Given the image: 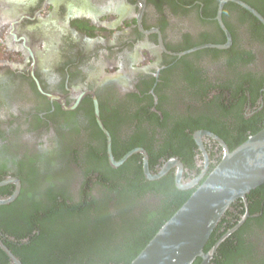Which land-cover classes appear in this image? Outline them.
<instances>
[{"label": "flooded vegetation", "instance_id": "flooded-vegetation-1", "mask_svg": "<svg viewBox=\"0 0 264 264\" xmlns=\"http://www.w3.org/2000/svg\"><path fill=\"white\" fill-rule=\"evenodd\" d=\"M263 125L264 22L237 0H0V264L71 222L74 190L154 231ZM40 161L46 187L19 172ZM261 188L221 216L208 264H264Z\"/></svg>", "mask_w": 264, "mask_h": 264}, {"label": "water", "instance_id": "water-1", "mask_svg": "<svg viewBox=\"0 0 264 264\" xmlns=\"http://www.w3.org/2000/svg\"><path fill=\"white\" fill-rule=\"evenodd\" d=\"M237 1L264 22L257 10L240 0ZM44 53L46 54L45 51ZM33 68L34 65L31 66L32 72ZM200 134L203 135V132ZM174 164L175 160L168 162V166ZM181 175L179 171L177 184L185 188L187 185L179 182ZM9 181L18 182L16 178L4 180ZM262 184L264 125L234 150L228 151L225 147L223 159L214 166L195 192L159 227L129 264H192L198 257L202 258L201 264H208L219 242L207 251H204V247L221 216L238 198H243L246 202V195ZM8 200L10 198L3 201ZM5 250L14 263L21 264L7 248Z\"/></svg>", "mask_w": 264, "mask_h": 264}, {"label": "trees", "instance_id": "trees-1", "mask_svg": "<svg viewBox=\"0 0 264 264\" xmlns=\"http://www.w3.org/2000/svg\"><path fill=\"white\" fill-rule=\"evenodd\" d=\"M19 166V172L24 175L23 179L31 185L37 183L35 173L39 174L38 182L45 187L57 178L56 169L54 166L50 167L47 161L32 165L28 172L21 168V163ZM261 186L263 189L264 184ZM74 191V203L79 210L72 211L71 222L63 223L58 227V231L50 233L47 237L36 239L30 255H22L21 251L17 252L15 249V254L24 257V264H129L161 225L154 231L151 227L142 229V225L148 220L139 218L134 227L128 224L120 226L119 224L125 221L124 218L120 216L116 219L105 213L103 210L108 209L107 204L100 205L98 200L89 201L87 194L83 197L82 191ZM36 194L39 197L44 195ZM118 207L122 208L123 203L119 202ZM119 219L121 221H118ZM118 231L119 234L113 235ZM119 237L123 242L122 249L116 244ZM210 245L211 242H207L206 248ZM220 250L224 252L223 245ZM229 255L231 254H227L218 264H232L233 256Z\"/></svg>", "mask_w": 264, "mask_h": 264}, {"label": "rangeland", "instance_id": "rangeland-1", "mask_svg": "<svg viewBox=\"0 0 264 264\" xmlns=\"http://www.w3.org/2000/svg\"><path fill=\"white\" fill-rule=\"evenodd\" d=\"M60 148H64L63 146H61ZM62 152H63V150H62ZM62 153H61V151H60V155H61ZM61 157V156H60ZM60 159V158H59Z\"/></svg>", "mask_w": 264, "mask_h": 264}]
</instances>
